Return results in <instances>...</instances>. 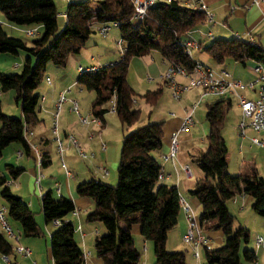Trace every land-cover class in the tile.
Masks as SVG:
<instances>
[{
	"label": "trees",
	"instance_id": "1",
	"mask_svg": "<svg viewBox=\"0 0 264 264\" xmlns=\"http://www.w3.org/2000/svg\"><path fill=\"white\" fill-rule=\"evenodd\" d=\"M0 13L14 25H40L44 30L41 38L28 46L24 40L9 36L0 23V54L18 55L23 50L29 55L20 74L0 71V92L15 91L22 113L20 117L4 114L0 100V159L4 150L14 143L20 144L25 153H30L24 132L39 123L41 96L37 88L46 66L53 63L64 67L69 56L79 54L94 24L108 27L116 24L125 52L116 63L102 66L93 73H80L77 83L95 94L91 105L94 118L104 123V116L109 111L105 105L111 104L114 98V113L124 127L130 128L141 116V110L135 107V92L126 78L131 59L157 51L168 65H180L191 71L195 61L186 55L185 38L205 22L204 13L186 7L184 0L157 4L138 23L133 21L131 0H98L94 4L89 0L70 2L61 31L53 0H0ZM203 50L217 64L230 59L242 65L264 66V48L249 40L215 39ZM31 56L37 57L34 68ZM161 94L162 88H158L142 97L147 104L155 106ZM232 106L231 99L216 100L207 105L208 148L198 159L204 178L190 193L201 205L200 227L205 233L219 231L224 238L219 247L203 246L205 264H243V261L256 263L258 260L254 250L244 248L241 251L242 244L250 241V232L244 227L238 232L234 230L235 217L227 204L237 194L249 196L253 198L252 211L264 218V178L256 167L250 165L246 173L237 175L228 171L223 126ZM163 127L162 121L150 122L124 136L116 185L93 177L76 187L80 197L91 199L95 205L87 215V222H100L106 230L96 237L94 244L96 255L103 264H140L141 252L135 247L132 234L134 226L140 227L144 240L153 242L154 264H187L186 252H169L166 248L168 233L178 222L181 197L175 185L159 183L162 166L153 153L162 148ZM6 169L13 179L23 172L11 165ZM0 189L8 215L20 223L23 236H42L35 213L11 191L4 175H0ZM41 207L46 224L55 221L60 224L50 237L54 264H84L83 250L74 238V226L66 220L76 210L74 202L65 197L55 200L47 193L41 198ZM0 253L5 256L13 253L11 243L2 234Z\"/></svg>",
	"mask_w": 264,
	"mask_h": 264
},
{
	"label": "crops",
	"instance_id": "2",
	"mask_svg": "<svg viewBox=\"0 0 264 264\" xmlns=\"http://www.w3.org/2000/svg\"><path fill=\"white\" fill-rule=\"evenodd\" d=\"M58 15L61 14L65 17V11L67 6L70 2L82 1V0H53ZM207 6L208 11L212 14V21H206L197 27H195L192 31L188 33L185 38V41H196L201 44V48L198 50H194V54L197 55L196 58L193 56L192 52V59L195 62H200L205 67H208L217 73H222L223 71L229 74V78L233 81H238L243 84H248L254 79V72H253V63H248L247 65L239 64L233 60H226L223 64L215 63L210 56L203 50L205 46L212 43V41L208 40L207 35L210 33L213 35L214 39H233L238 34L241 39L244 40H253L254 43L259 44L261 47L264 48V0H257L255 3L254 0H203ZM59 9V10H58ZM59 18V16H58ZM61 19L58 20V23H64L65 20L60 17ZM0 23L2 26H7L11 30L15 32H21L25 36L27 35L26 32L29 30H37L44 32L42 26L40 25H31L22 28L21 26L14 25L9 23L5 20L3 15L0 13ZM6 23V24H5ZM59 23V28L61 27ZM62 26L65 24H61ZM11 26V27H10ZM101 24H94L93 31H95L103 38L106 39V35L109 34L110 28L105 36H102L100 33ZM64 27V26H63ZM4 28V27H3ZM62 29V28H61ZM92 31V33H93ZM92 33L90 37L92 36ZM94 34V35H95ZM9 35H14L13 33ZM89 37V38H90ZM121 38V34H120ZM95 39V38H94ZM160 54V53H159ZM150 55V54H148ZM121 55L116 59L108 58L107 62L109 64L116 63L120 59ZM156 55H152V60H154ZM160 60L161 66L167 69L168 64L163 61L161 55L158 58ZM95 60V59H94ZM213 67L211 64V61ZM98 63H101L98 62ZM107 64V65H109ZM32 65V59H31ZM217 65H221L217 67ZM106 66V65H104ZM82 69H90V68H100L102 66L91 65L89 67ZM80 73V72H79ZM164 85H166L163 75H161ZM179 82L186 83V79L180 77L177 78ZM47 83V82H46ZM48 84V83H47ZM51 85V83L49 84ZM162 93H163V87ZM61 88L51 90V93L48 95V102L52 108L59 99L60 94L62 92L70 90L66 94L70 102V106L66 108L67 112H70L71 97L73 94L72 88L67 90H59ZM11 93L10 99L16 98L15 91ZM1 93V92H0ZM202 91L200 89H192L189 93H187L183 99L178 102L179 106L175 112H171V114L166 115L165 118L157 119L153 122H164L163 127V145L162 148L153 153V156L162 166V176L160 179V184H167V185H175L178 189L179 195L181 197V202H184L190 210L195 214V216L199 219L201 213V205L199 200L191 195V191L195 188L196 183L204 178V175L201 169L198 166V159L200 156L207 151L208 142H207V135L209 132V124L206 120L207 114V105L212 104L210 102H206V109H203V114L198 113L199 105L202 104L204 98L200 100L199 104L195 108L192 118L193 124L189 125L187 130L184 132H180V128L187 117L188 113L190 112L193 105L198 103ZM242 96L248 99H256L257 93L255 91L245 90L240 92ZM162 95V94H161ZM43 104L47 103L46 96H42ZM229 99L232 100L233 106L231 110H235V118L233 122L234 131L231 132V135L226 138L223 134L228 153H227V164H228V171L232 173L230 169V159L232 157H237V168H235L237 174L241 173L243 167L247 163L246 156H252V160L248 161V166L254 165L258 171V174L264 178V147L257 146L253 144L251 141L252 138L259 137V134L255 133L252 129H246V134L244 137H237L239 130L237 129V123H239L241 119V111L238 105V100L234 95H230ZM16 101V99H15ZM174 101V100H173ZM159 102V101H158ZM157 102V104H158ZM176 102V101H175ZM18 104V102L16 101ZM155 105V107L157 106ZM135 106L137 107V102L135 101ZM138 108V107H137ZM43 107H40L39 112L42 111ZM55 109V108H54ZM139 109V108H138ZM230 110V112H231ZM229 112V113H230ZM174 115H173V114ZM226 116V119L229 115ZM22 115V113H21ZM152 117V112L149 116V121ZM54 119V118H53ZM225 119V121H226ZM44 122V120H41ZM40 123V121H39ZM38 123V124H39ZM101 123V122H100ZM101 128L106 126L105 116H104V123L100 124ZM134 126V125H133ZM225 126V122H224ZM223 126V130H224ZM29 129L33 132V135L28 137L29 143L36 145L40 150V153L43 155V161L41 168H38L36 162V154L30 151L29 154L25 153L23 147L20 144H15L12 147V150H15L16 153L23 151V156L18 157L17 159L12 155L6 159L8 162L7 165L14 166L16 168L23 169V172L17 179H13L9 176V172L7 169H3V166L0 167V175H4L8 181V185L11 191L22 198V200L28 204L31 210L35 213V219L42 230L43 235L40 237H25L22 234V228L19 222L12 219L8 215L7 206L4 200L1 198L0 194V208H6V221L10 228L12 229L13 233L19 234V241L16 242L12 239H9V242L12 245L13 253H11L7 258L9 261L4 260V255L0 253V264H54L52 259V253L50 248V237L51 234L58 228L60 225L59 223H50L46 224L41 207V198L43 195L47 193H51L52 197L57 200L61 197L71 199L75 206L76 210L69 214L66 217V220L71 222L75 229L74 238L77 244L83 250L85 256V263L84 264H103L102 261L97 257L96 251L94 248L95 239L99 235H103L105 230L103 227L99 230L96 226V223L87 222L86 218L88 213H90L94 209V202L89 198L80 197L76 192V187L79 183L88 181L93 177L98 179H103L104 176L95 174L94 167H101L104 166L108 172L107 175L109 176V170L107 168V164L109 162L108 155H104L103 151L100 148V142H93L90 137L85 138V134L80 133V131H70L72 128L70 125H66V130H63L64 137L58 136V139L62 142L63 152L59 154L58 152V145L56 146V151L59 154V161L61 164L56 169H52L54 167L55 158L52 159L50 155V148L51 145L47 147L49 144V139L45 134L39 133L34 127H29ZM173 133L178 134V152L174 158L165 159L166 156L170 153L171 147V135ZM76 139L79 147H82L87 153L89 151H95V157H90L88 160H84L82 165H80L79 161L83 160L79 154L77 148L73 145L70 137ZM125 134H123L124 138ZM60 137V138H59ZM102 137V136H101ZM57 141V138L55 139ZM12 146V145H11ZM245 148V149H244ZM100 150V151H99ZM117 154L115 156V161H117ZM79 160V161H78ZM6 163V162H5ZM47 168L48 171L47 175L43 173V169ZM40 172L44 175L41 179L40 189H38L36 184V179L38 173ZM66 171H69L72 176H68ZM229 172V173H230ZM49 173V175H48ZM230 173V174H231ZM235 174V175H237ZM53 175V176H52ZM233 175V174H232ZM1 191V189H0ZM253 198L237 194L235 195L230 201H228V207L231 213L236 218L238 214H245L247 219L244 222V228H247L249 232H255V239L257 236H261L264 238V218L256 215L252 209ZM249 204V208L251 211H247L246 205ZM7 218L12 220V223L8 221ZM188 228V221L186 218V211L184 206L181 204V210L178 216L177 224L171 229L168 233L166 248L170 247L173 249H185L183 244V237ZM133 236L141 235L140 227L134 226L132 229ZM208 237L207 246L214 248L213 245H223L224 238L221 232L213 231L206 233ZM143 237V236H142ZM134 239V237H133ZM255 243V240H254ZM22 246L30 250V254L28 256H21L14 251L16 246ZM170 245V246H168ZM187 245V244H186ZM190 248L189 257L186 258L187 264H205V259L202 260L200 256L201 249L203 250V246L199 248V259L194 257V250L188 245ZM250 249L254 250L257 254V257L262 250V254L264 253V244L260 247L255 246L249 247ZM138 249V248H137ZM204 262V263H203Z\"/></svg>",
	"mask_w": 264,
	"mask_h": 264
},
{
	"label": "rangeland",
	"instance_id": "3",
	"mask_svg": "<svg viewBox=\"0 0 264 264\" xmlns=\"http://www.w3.org/2000/svg\"><path fill=\"white\" fill-rule=\"evenodd\" d=\"M93 4L96 3L98 0H89ZM95 5H93V8ZM59 10V9H58ZM59 18L57 20H60L62 17L65 20V17L61 14L58 15ZM60 23V22H59ZM58 23V29L61 31L63 29V26L60 23L59 28ZM6 24V23H5ZM34 26V25H33ZM5 32L9 35L13 33L14 35H9L14 38H19L24 40L28 46L32 45V42L34 40H37L41 38L42 31H38L34 36L24 35L21 32H15L11 30L6 25L3 26ZM11 27V26H10ZM22 28H26L28 26H21ZM31 27V26H30ZM62 28V29H61ZM95 34V31H93L92 36L88 39L86 42L85 47L81 50L79 54L71 55L67 59V63L64 67L56 66L53 63H48L43 75V78L41 80V83L39 84L37 88V92L40 94L41 98L42 96H46L47 103L43 104L42 99L40 98L39 102V109L40 107H43L42 111L38 113L39 121L40 123L35 126V129L41 133L45 134L49 139L48 146L51 145L50 148V155L53 158H55L54 161V167L52 169H56L57 165L59 166L61 162L59 161V154L56 151V146L58 145V142L55 141L57 136L64 137L63 129L66 127V125H70L72 130L80 133L85 134V138L90 137V139L93 142H100V148L101 151L105 152L104 155H108L109 162L106 165L110 175L105 176V174L102 172L100 168H105L104 166H97L94 167L93 171H95L97 175H102L103 181L111 184L116 185L118 182V165L120 161V154L122 149V143H123V134L127 135L130 132L134 131L137 127H140L142 125L148 124L150 122L156 121L157 119L165 118L166 115L171 114V112H175L179 106V101H173L171 90L167 85H164L161 75L163 77L166 73V68L161 66L160 60L158 59L160 57L159 52L153 51L150 53V55H146L144 57L138 58H132L130 61L128 73H127V82L128 84L133 88L135 92V101L137 102V107L141 110V116L140 120L132 127H124L122 123L120 122L117 115L111 111V104L105 105V108L109 109V111L105 114V121L106 126L104 128H101L100 124L98 122L93 121L94 117L91 112V105L92 101L95 98V94L92 91H88L86 89H83L78 83L77 78L79 76V66H82L83 68L89 67L91 65L96 66H104L109 64L107 62L108 58L115 57L116 59L120 56L121 47L118 44L120 40V31L117 27L114 25L110 26L109 34L106 35V39H103L97 32ZM95 38V39H94ZM152 55H156L154 60H152ZM28 53L21 50L19 51L18 55H11V54H0V71L7 74H20L23 70L24 64L28 58ZM194 58H196L197 55L194 54ZM32 59V67L34 68L37 64V57L31 56ZM95 59V60H94ZM101 63H98L100 62ZM213 65L212 60L210 61ZM18 65V66H17ZM221 65H217V67H220ZM213 67H216V65H213ZM84 71L86 69H83ZM46 78H50L51 85L46 83ZM180 78V77H177ZM179 81V80H178ZM159 87H163V93L160 96L159 102L157 106H150L147 104L142 97L144 94H146L148 91H154L158 89ZM59 90H67L69 88H72L73 94L71 101L78 102L79 105V114H75L74 112L70 113L66 111V108L70 106V102L68 98L66 97V102L63 103L60 116L58 118V134H53V122H54V112H55V105L53 108V112L51 111L52 108L48 102V95L51 93V90L58 89ZM190 91L184 92L182 94L183 97L189 93ZM11 93L14 92H6V93H0V100H1V107L2 112L6 115L13 116V117H20L21 116V105L16 103L15 99H10ZM217 99L214 97L207 96L204 98V101H202V104L199 105L198 113H204L203 109H206V102L213 103ZM58 100L56 101V103ZM55 103V104H56ZM69 103V104H68ZM235 106V105H234ZM233 106V108H234ZM136 107V106H135ZM136 107V108H137ZM235 109V108H234ZM152 112V117L149 121V116ZM230 112V111H229ZM235 110H231L229 113L226 121L225 126L223 130V134L228 138L231 135V132L234 131V118H235ZM173 114V113H172ZM174 115V114H173ZM41 120H44L42 122ZM84 121V122H83ZM238 125V123H237ZM238 129V126H237ZM239 135L237 137L241 139V134L238 132ZM102 136V137H101ZM60 138V137H59ZM17 144L14 143L12 146H8L4 152L3 156L0 159V167L3 166V169H6V165L8 162L6 161L8 154L9 156L12 155L15 158L17 157V153L15 150H12V147ZM103 145L105 148L103 149ZM80 146V145H79ZM81 150L85 153L86 158L83 160H78L80 165L84 162V160H88L90 157H95V151H89L87 153L82 147H80ZM245 149V148H244ZM100 151V150H99ZM117 154V161H115V156ZM80 156V155H79ZM17 159V158H16ZM252 156H246L247 163L243 167L241 173H246L248 171V161L252 160ZM230 169L232 170L231 175L237 174L238 171L235 170L237 168V157H232L230 159ZM6 162V163H5ZM106 169V168H105ZM44 175H47V172L50 171L47 168H44L43 170ZM9 176L10 173H8ZM49 175V173H48ZM53 176V175H52ZM38 187V186H37ZM1 203V202H0ZM2 204H0L1 206ZM249 204L246 205L247 211H251L249 208ZM10 223H12V220L10 218H7ZM247 219L245 214H238L234 221V230L236 232L239 231V228L244 225L245 220ZM96 227L100 230L101 227L104 228V226L100 222H95ZM91 224V223H90ZM105 230V228H104ZM106 232V230H105ZM134 237V244L135 247L138 248V250L141 252V262L140 264H154L155 262V256H154V247L152 241H146L142 236H138L135 234ZM255 232L250 233V241L247 244H242V250L244 248L254 247L255 243ZM170 246V245H168ZM185 249H173V251L170 247H167V250L169 252H177V251H184L186 252V258L189 257L190 254V248L188 245L183 244ZM221 245H213L214 248L219 247ZM200 256L202 260H204V251L201 249ZM204 263V262H203ZM243 264H264V253L262 254V250L260 251V254L258 256V260L256 263H248L243 261Z\"/></svg>",
	"mask_w": 264,
	"mask_h": 264
},
{
	"label": "built area",
	"instance_id": "4",
	"mask_svg": "<svg viewBox=\"0 0 264 264\" xmlns=\"http://www.w3.org/2000/svg\"><path fill=\"white\" fill-rule=\"evenodd\" d=\"M172 1L173 0H131L132 6L134 8L133 21L135 23L142 21L146 16L147 11L150 8L156 6L157 4L170 3ZM254 2L256 3L257 0H254ZM184 4L190 9H195L203 12L206 21H212V14L208 11V6L203 0H184ZM114 26H116V24ZM109 28L110 27L108 26H101L99 31L102 36H105L107 34ZM36 33L37 30H29L26 32V34L29 36H34ZM207 37L210 41H213L214 39L213 35L210 33L207 35ZM236 38L241 37L236 34ZM250 42L253 43V40H250ZM118 44L121 47L120 55H123L125 52V44L122 40H119ZM200 48L201 44L196 41L190 40L185 43V52L189 58H192V52L194 50H198ZM97 70L98 68H90L86 69L85 71L93 73ZM79 72L82 73L84 72V70L80 68ZM253 72L255 75L254 79L248 84H243L241 82L231 80L227 72L223 71L222 73H217L216 71L205 67L200 62H195V65L191 71H188L185 67H182L180 65L169 64L166 69L164 80L166 85L171 90L172 99L174 101H180L182 94L192 89H200L202 91L198 103L193 105L187 117L185 118L180 128V132L186 131L188 126L193 124L192 114L197 105L199 104L200 100L206 98L207 96L214 97L217 100H224L229 99L230 95H234L238 100V105L241 111V119L237 125L241 136L244 137L246 134V129L250 128L255 133L259 134V137L251 139L253 144L264 147V66L261 64H255L253 66ZM177 77H182L186 79V83L179 82L177 80ZM46 82L50 84V78H46ZM245 90L255 91L257 93V98L254 100L245 98L240 94V92ZM68 92H70V90L62 92L60 94L58 102L55 104L54 122L52 127L54 135L58 134V118L60 116L62 105L67 100L66 94ZM71 103L72 105L70 107V111L74 112L75 114H79L78 102L71 101ZM111 105V111L115 112L116 108L114 98L111 100ZM93 121L101 124L100 121L96 118H94ZM178 134L179 133H173L171 135L170 153L168 156L165 157L166 160L169 158H174L178 152ZM31 135H33V132L29 128H26L24 136L29 144L30 151L36 154V162L38 168L40 169L43 161V155L42 153H40V150L36 145L29 143L28 137ZM70 139L73 145L77 148L80 157L85 159L86 155L79 147L76 139L72 136L70 137ZM57 142L58 152L59 154H62V142L58 139V136ZM102 148L104 149L105 146L103 145ZM23 154V151L17 153L18 157H22ZM100 169L105 175L108 174L105 168ZM66 173L68 176H72L69 171H66ZM43 176L44 175L39 170L36 179L38 189L41 188L40 184ZM181 204L184 206V209L186 211V218L188 221V228L183 237V241L194 250V257L196 259H199V248L201 246H205L208 243V237L205 231L200 227L199 219L195 216V214L184 202H181ZM54 223L58 222L55 221ZM0 234L16 242L19 241V234L13 233L12 229L6 221V208H0ZM255 243L257 247L262 246L264 244V238L261 236H257L255 239ZM14 251L21 256H28L30 254L29 249L24 248L20 245L16 246L14 248ZM7 257L8 256L4 255L5 261H9Z\"/></svg>",
	"mask_w": 264,
	"mask_h": 264
}]
</instances>
